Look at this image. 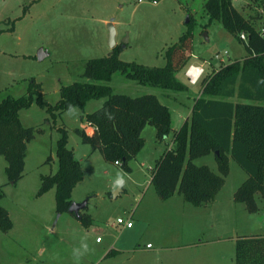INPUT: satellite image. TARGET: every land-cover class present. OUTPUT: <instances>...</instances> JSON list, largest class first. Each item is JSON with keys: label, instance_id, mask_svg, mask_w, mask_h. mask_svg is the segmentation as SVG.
<instances>
[{"label": "rangeland", "instance_id": "rangeland-1", "mask_svg": "<svg viewBox=\"0 0 264 264\" xmlns=\"http://www.w3.org/2000/svg\"><path fill=\"white\" fill-rule=\"evenodd\" d=\"M208 1L0 0V102L26 95L35 78L42 85L44 100L56 105L62 87L89 81L82 77L89 60L113 53L110 24L116 30L120 59L147 67L166 66L167 51L192 29L193 53L176 75L188 87L186 91L143 86L122 73H116L109 84L116 94L157 96L171 110L173 129L179 130L189 108L202 95L204 78L246 55L245 46L223 23L211 19L205 8ZM232 2L256 29L261 28L264 0ZM42 49L45 56L40 60ZM225 51L229 52L227 59ZM191 65L205 70L195 85L187 75ZM103 103L104 99H94L85 110L75 108L76 114L66 115V111L56 117L37 102L21 111L25 127L41 128L44 133L28 144L25 176L17 185L9 183L7 162L0 155V185L5 192L1 205L13 222L9 232L0 230V264H74L72 248L85 235L94 250L81 264H235L237 239L264 234L263 195H256L259 210L255 213L236 201L248 174L230 157L229 174L214 203L196 207L183 195L161 200L149 180L157 160L172 148L174 131L160 143L156 128L147 126L145 146L131 161L132 172L128 173L106 161L100 150L93 152L75 133L83 124L82 115L97 111ZM62 127L69 132L68 147L83 166L84 177L74 188L73 198L78 203L90 198L89 208L83 211L93 219L90 226L70 213L59 216L55 188L39 195L42 179L59 169L57 143ZM50 156L54 160L47 163ZM194 163L222 175L214 153ZM117 172L127 174V184L113 191ZM132 211L137 212L134 228L117 225L119 217H128ZM148 242L154 249H147ZM181 243L191 246L180 248ZM112 249L115 254L106 257Z\"/></svg>", "mask_w": 264, "mask_h": 264}, {"label": "trees", "instance_id": "trees-1", "mask_svg": "<svg viewBox=\"0 0 264 264\" xmlns=\"http://www.w3.org/2000/svg\"><path fill=\"white\" fill-rule=\"evenodd\" d=\"M159 1V0H155ZM212 20L218 19L225 29L245 46L246 55L206 76L202 82V95L193 104L191 117L179 130L173 129L172 113L168 106L151 94L132 97L116 94L109 85L116 73H122L143 86L164 90L186 91L188 87L176 75L189 61L194 50L192 29L183 34L177 45L167 51L164 67H147L124 62L120 48L108 57L91 59L85 64L83 78L88 82H75L61 88V99L56 105L44 100L42 85L35 78L26 95L7 97L0 102V155L6 162V174L12 185L24 178L28 144L44 130L25 127L20 113L37 102L52 116L68 111L69 106L85 110L88 102L104 99L100 109L82 115V121L97 128L79 127L75 133L94 151L100 150L106 161L119 162L128 173L133 161L145 146L143 131L147 126L157 130V140L165 142L174 131L173 145L157 160L151 184L163 200L182 194L185 201L202 207L213 202L224 186L229 174V158L234 159L248 174L247 181L236 193V201L245 203L249 212L258 209L256 195L264 197V37L233 5L232 0H209L205 5ZM247 35V41L241 34ZM57 143L59 169L45 176L39 195L56 189V211L61 216L69 213L73 190L83 180L80 161L68 147V130L59 128ZM214 153L221 174L208 166H197L194 161ZM53 161L50 156L47 163ZM5 197L0 185V230L13 228L8 210L1 205ZM74 216V214H72ZM80 221L93 225L89 214L82 213ZM114 253L112 250L110 254ZM235 264H264V234L239 237L236 241Z\"/></svg>", "mask_w": 264, "mask_h": 264}, {"label": "clouds", "instance_id": "clouds-1", "mask_svg": "<svg viewBox=\"0 0 264 264\" xmlns=\"http://www.w3.org/2000/svg\"><path fill=\"white\" fill-rule=\"evenodd\" d=\"M199 74L200 75L198 76V78L200 80L201 77L203 76V71L202 72L200 71ZM262 82H264V78L258 80V83H262ZM77 112L78 110L75 109L72 105H70L66 115H73V114H76ZM126 175H127L126 173L117 172L116 179L113 182V191L123 189L126 186L127 184V180L125 178ZM97 242H99V240H97ZM93 250L94 249L90 248L89 246L87 235L81 237L79 246L73 247L71 251L74 264H81V261L83 260V258L89 255V253L92 252Z\"/></svg>", "mask_w": 264, "mask_h": 264}, {"label": "crops", "instance_id": "crops-1", "mask_svg": "<svg viewBox=\"0 0 264 264\" xmlns=\"http://www.w3.org/2000/svg\"><path fill=\"white\" fill-rule=\"evenodd\" d=\"M258 30H260V29H258ZM225 52H227V54H225ZM224 53H223V55H224V58H225V56L228 58L229 57V52L228 51H225ZM227 58H225V59H227ZM192 67H195V68H198V70L199 71H203V74L205 73V70H204V67L203 66H196V65H191V67L190 68H192ZM189 68V69H190ZM192 108H193V105L191 106V108H189V112L185 115V117H184V123L191 117V115H192ZM170 109V108H169ZM88 114V113H87ZM181 119L183 118V115H181V116H179ZM173 120V119H172ZM83 122V121H82ZM172 123H174L173 121H172ZM183 123V124H184ZM85 124V125H84ZM85 126H88V124L85 122H83V124L81 125V127H85ZM90 132H92L91 131V128H90V130H89ZM93 152H95L94 150H93ZM54 160V159H53ZM152 172H153V169L151 170V177H150V180H149V183L151 184V181H152ZM152 185V184H151ZM157 193V192H156ZM158 195V194H157ZM176 195H182V194H176ZM118 196V195H117ZM159 196V195H158ZM184 197V196H183ZM160 198V197H159ZM87 199H90V198H87ZM161 199V198H160ZM161 200H163V199H161ZM170 200V199H169ZM73 201H74V198H73ZM164 201H167V200H164ZM216 201V200H215ZM75 202V201H74ZM214 203V202H213ZM89 204H90V201H89ZM205 206V205H204ZM89 208V207H88ZM87 208V209H88ZM86 209V210H87ZM139 209V208H138ZM138 209H137V211H138ZM86 210H84V212L86 211ZM83 213V212H82ZM131 213V215L130 216H128V217H126V218H132V221L134 222V220H135V215H136V213H134L133 211L132 212H130ZM119 218H121V217H119ZM118 225V224H117ZM135 227V224L133 225V227L132 228H134ZM132 228H126V229H132ZM97 240H98V238H97ZM103 241H100V242H98V243H102ZM148 245H152V247H150V248H147V249H149V250H152V249H154V244H152L151 242H148L147 243V245H146V247L148 246ZM194 245V244H193ZM161 247L160 248H162V245H160ZM178 247H183L184 246V248H188V247H190L191 245H187V244H183V243H181V244H179V245H177ZM114 248H116L117 249V247H114ZM113 251H114V253H112V254H115V249H112ZM112 250H110L108 253H107V255H106V257L108 256V254L112 251ZM118 252V251H117ZM120 252V251H119ZM118 252V253H119Z\"/></svg>", "mask_w": 264, "mask_h": 264}, {"label": "water", "instance_id": "water-1", "mask_svg": "<svg viewBox=\"0 0 264 264\" xmlns=\"http://www.w3.org/2000/svg\"><path fill=\"white\" fill-rule=\"evenodd\" d=\"M125 42H127V39L125 40ZM109 43L112 49L116 48L117 46L116 30L112 24L109 25ZM44 56H45L44 50L42 49L40 50L39 59L43 60ZM89 201L90 199H86L84 202L81 203L73 202L69 208V213L74 214L80 220L82 218V212L89 207Z\"/></svg>", "mask_w": 264, "mask_h": 264}, {"label": "built area", "instance_id": "built-area-1", "mask_svg": "<svg viewBox=\"0 0 264 264\" xmlns=\"http://www.w3.org/2000/svg\"><path fill=\"white\" fill-rule=\"evenodd\" d=\"M259 34L262 37H264V24L261 26V28L259 30ZM241 39L247 41V35L245 33H242L241 34ZM225 54H227V52H225ZM194 69L197 71V77L196 78L193 77L195 75ZM199 73H200V71L198 70V68H195V67H192V68H190L188 70L187 75L190 77L192 84H196L198 82V80H199L198 76L200 75ZM88 126L91 128V131L93 133L98 130L97 128L92 127L89 124H88ZM115 165L120 166L121 164L119 162H116ZM117 224L123 226L124 228H132L133 225H134L131 217L130 218H126V217L118 218L117 219ZM98 240H99V242L102 241L101 238H98ZM150 247H152V245H148L147 246V248H150Z\"/></svg>", "mask_w": 264, "mask_h": 264}, {"label": "bare ground", "instance_id": "bare-ground-1", "mask_svg": "<svg viewBox=\"0 0 264 264\" xmlns=\"http://www.w3.org/2000/svg\"><path fill=\"white\" fill-rule=\"evenodd\" d=\"M194 71H195V75L193 77L196 78L197 77V71L195 69H194Z\"/></svg>", "mask_w": 264, "mask_h": 264}]
</instances>
